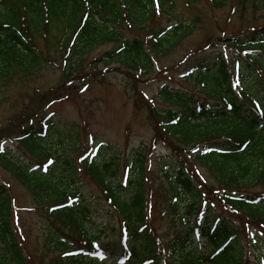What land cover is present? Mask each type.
I'll return each mask as SVG.
<instances>
[{"label":"trees","instance_id":"obj_1","mask_svg":"<svg viewBox=\"0 0 264 264\" xmlns=\"http://www.w3.org/2000/svg\"><path fill=\"white\" fill-rule=\"evenodd\" d=\"M203 1L217 8L227 6V0ZM233 3L231 15L239 9L238 19L247 25L250 21L242 12L252 8L257 14L264 8V0ZM161 11L173 23L170 31L162 25L150 28ZM175 15L170 0H0V93L21 78H37L46 63L61 72V83L74 93L80 91L75 78L84 75L86 68L94 72L98 65L115 61L145 77L151 62L166 57L195 25L194 19L187 24ZM239 32L207 38L195 51L229 47L237 71L226 68L228 59L221 54L196 58L188 64L186 78L197 85L193 91L166 86L158 92L159 98L180 109L151 106L163 139L154 138L150 147L156 143L154 148L167 151L155 165L163 181L161 196L153 197L155 190L148 183L147 145L129 161L124 159L122 171L119 157L109 155L110 146L104 142L96 145L98 159L87 158L85 151L84 159L81 154L76 158L80 173L99 188L109 215L117 220L109 243L90 229L96 223L91 208L72 189L78 179L74 162L43 144L55 120L46 109L51 102L72 97V92L69 96L58 95L56 90L34 94L33 99H45L44 111L18 115L22 117L19 128L6 136L7 127H0V166L31 195L36 209L44 212V252L61 255L52 264H250L254 260L253 264H264L260 246L264 240V116L256 109L259 103L264 111V23ZM53 33L59 41H54ZM38 39L46 40L43 47ZM105 46V51L90 58ZM50 52L57 58H51ZM5 140L16 142L27 160L4 150ZM33 161L36 167L53 163L48 171L42 167L35 171ZM59 167L64 170L58 173ZM153 199L163 200L161 208ZM154 206L159 209L155 211ZM13 208L9 185L0 181V264H29L12 227ZM155 218L167 221L161 235ZM165 239L170 244L166 255ZM198 239L206 243L201 249Z\"/></svg>","mask_w":264,"mask_h":264},{"label":"rangeland","instance_id":"obj_2","mask_svg":"<svg viewBox=\"0 0 264 264\" xmlns=\"http://www.w3.org/2000/svg\"><path fill=\"white\" fill-rule=\"evenodd\" d=\"M233 1L227 0V6L217 8L203 0L196 5H187L185 0H170L176 12L175 16L181 19L184 18L187 24H189V20L194 19L195 25L191 30L185 32L174 50L170 51L166 57H159L152 61L148 75L145 77L135 73L136 71L132 68L115 61L108 66L98 65L97 70L94 72L88 68L85 71L83 70L84 75L75 78L76 85L77 87L80 86L81 91L74 93L73 88L66 87L61 83V72L55 66L46 63L49 66L43 64L37 78L28 79L29 76L21 78L16 85L7 88L4 94L0 93V127H7L4 134L6 136L19 128L22 117L18 115L24 116L25 114L29 115L28 113L38 114L42 112V103L45 99L38 96L39 100L37 99V102L31 100L34 92L56 90L58 95L65 94L68 96L72 92V97L55 104L49 109V112H54V128L51 136L43 144L46 147H55V150L63 157L72 159L74 162L78 179H75L72 189L78 190L81 193L82 202L90 206L96 220V223L94 222L90 229L96 232L101 240L103 238L104 242L112 239L117 223L114 217L109 215L108 204H106L105 197L102 196L103 194L100 193L99 188L94 183L89 182L84 174L80 173L76 158L83 151L87 152V157H92L91 152L96 147L97 142H104L110 146L109 155L116 154L119 157V170L122 171L124 159L129 161L136 150L147 145L149 148V164H151V171L147 173L150 180L148 183L155 190L153 191V197L161 196L162 188L159 189V187L163 185V181L156 175L155 165L159 158L166 156L167 151L164 150V147H157V149L154 148L155 145L150 147L151 143L154 142V138L163 139L157 133V118L151 106L154 105V102L158 110L180 109L164 101L161 97L159 98L158 92L165 86H171L179 90L188 88L193 91V80L183 81L182 77L189 69L188 64L196 58H204L206 54L216 58L221 54L223 59H228L226 62L227 69L236 68L233 58L235 54L229 47H215L207 49L203 53H200V51L195 52L198 50L197 48L204 45L207 38L233 36L241 33L239 30H246L247 26L264 23V8L259 10L257 14H254L252 8L247 12H242L250 23L248 25L245 22L241 23L238 19V15L241 13L239 9L236 10L238 13L234 16L231 15V9L236 7ZM150 23L153 26L162 25L167 29L169 25L173 24L170 20H167L162 11L155 18L154 23ZM150 28L153 30L155 26ZM168 30L170 31V29ZM224 30L225 33L222 34ZM51 36L54 41H59L57 33H53ZM129 38L133 39L134 37L129 36ZM38 40H40L39 45L43 47L42 43L46 40ZM52 44L59 48L55 42H52ZM107 48L105 46L98 49V51L91 54L90 58L98 56ZM187 54L189 56L186 58ZM50 57L57 58V54L50 52ZM260 86L261 84L257 85V87ZM194 87H197V85ZM140 90L146 99L141 95ZM4 95L5 97H3ZM23 108H27L26 111H23ZM92 135L95 141L91 139ZM5 141L3 146H5V150L10 152L11 156H22L24 160H27V156L22 154L16 142L13 140ZM94 154L93 158L98 159L97 152ZM35 163V161L32 162V164ZM62 169L64 170L63 167H59L58 173ZM118 175L121 176V172ZM203 177L209 179L206 174H203ZM0 181L5 182L7 186L9 185V193L13 198L15 207L12 227L28 263L52 264L57 261L61 255L46 254L44 252L47 243V230L44 228L46 219L45 215L43 216L42 209H36L32 203L31 195L1 166ZM153 204H157L161 208L163 200L153 199ZM158 206H154L155 211L159 209ZM157 215L154 214L153 217H157ZM154 224L159 235L164 233L167 228V221L165 220L155 218ZM260 241L262 242L260 246L263 251L264 240ZM243 242H245V248L248 249L247 240H243ZM163 244L166 255L170 247L168 239H165ZM254 256H259V253L255 252ZM254 262L255 260L251 261L250 264Z\"/></svg>","mask_w":264,"mask_h":264},{"label":"snow or ice","instance_id":"obj_3","mask_svg":"<svg viewBox=\"0 0 264 264\" xmlns=\"http://www.w3.org/2000/svg\"><path fill=\"white\" fill-rule=\"evenodd\" d=\"M256 109L260 111V115L264 116V111H261V105L259 103L256 104ZM84 159V157H82ZM53 161H48L46 165H37L38 168L42 167L44 171H48L49 165H51Z\"/></svg>","mask_w":264,"mask_h":264}]
</instances>
